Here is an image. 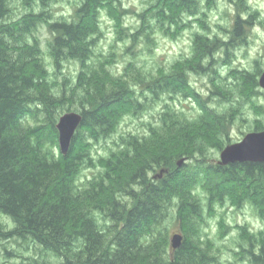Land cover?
<instances>
[{"label": "trees", "instance_id": "1", "mask_svg": "<svg viewBox=\"0 0 264 264\" xmlns=\"http://www.w3.org/2000/svg\"><path fill=\"white\" fill-rule=\"evenodd\" d=\"M50 1L21 0L29 12L14 18V0H0V241L39 245L48 259H33L31 264H225L206 242L205 208L212 212L228 200L237 207L248 202L264 219V163L222 166L206 161L208 139L223 134L230 143L227 129L232 123L227 116L204 111L209 116L189 121L166 104L158 128L150 127L148 135L120 138L123 148L106 161L100 178L80 184L79 177L84 165L93 163V143L116 133L125 114H140L148 101L164 97L183 95L204 103L189 72L220 78L215 53L222 48L228 55L235 43H245L243 24L250 22L240 17L234 37L226 42L196 37L195 58L186 59L183 67L151 77L131 71L115 78L94 62L100 17L113 0H83L70 19L55 18L47 9ZM199 1L161 0L157 16L161 21L167 17L169 28L178 29L184 15H197ZM38 7L42 10L36 12ZM44 25L51 34L46 45L56 69L72 61L81 66L76 82L54 94L37 36ZM232 74L262 95L261 70L254 76L244 70ZM76 103L83 123L64 156L56 125ZM263 130L261 126L255 131ZM174 141L183 144L171 154ZM183 156L194 161L191 167L175 165L173 161ZM205 179L211 184L204 206L195 184ZM172 214L183 225V245L177 250L171 247L170 228L164 223ZM253 243L249 238L250 248L242 250L245 259L264 264V241Z\"/></svg>", "mask_w": 264, "mask_h": 264}, {"label": "rangeland", "instance_id": "2", "mask_svg": "<svg viewBox=\"0 0 264 264\" xmlns=\"http://www.w3.org/2000/svg\"><path fill=\"white\" fill-rule=\"evenodd\" d=\"M82 2L83 0H51L47 9H50L55 18L70 19ZM160 2L161 0H113L111 5H107L100 17L101 33L94 58L96 66L106 67L115 78L124 77L131 71L150 77L156 76L160 70L169 72L177 67H183L182 63L186 59L194 60L196 37L204 36L210 40L221 39L225 42L233 38L235 24L240 17L250 22L243 24L244 33L241 37L245 39V43L240 45L235 43L228 49V55L227 50L222 48L215 53L220 78L213 74L200 75L189 72L192 86L201 94L204 103H198L183 95L176 96V99L164 97L161 101H148L147 109L140 114L133 115L131 112L125 114L117 126L116 133L100 140L99 143H93L91 152L93 163L88 161L84 165L82 176L79 177L80 184H87L105 172L103 166L106 161H112L111 157L114 154L118 155L123 148L120 138L130 134L148 135L150 127L158 128L160 113L166 104L175 108L180 116L189 121H194L193 118L200 115L209 116L204 111L227 116L232 123L227 129L230 143L223 134L204 143L206 161L213 164H220L221 152L224 149L220 150L218 147L225 141L228 143L227 146L239 143L247 134L256 132L258 127L264 126L262 88H260L262 95L255 94L250 84H245L241 78L236 80L232 74L233 70H244L254 76L259 70L261 73L264 71V0H200L197 15H184L183 23L180 22L181 27L178 29L175 28L176 25L172 27L173 29L169 28L172 23L167 17L164 21L158 18L157 8L161 6ZM13 6L14 18L29 12L21 0H14ZM35 10L38 12L42 9L38 7ZM135 33L142 35L133 40L130 36ZM37 36L42 41L44 58L50 72L48 82L52 86L53 94L61 91V88L66 90L67 86L76 82L81 70L80 64L72 61L63 63L61 68L56 69L46 45L51 38L49 28L46 25L40 27ZM220 94L229 97L230 100L223 99ZM79 108L76 103L71 112H79ZM30 124H35V121L30 119ZM201 127L199 125L198 131H201ZM213 139L214 143L211 141ZM181 144L183 142H172L168 149L169 153L178 151L176 149ZM224 146L227 147L226 144ZM196 155L202 158L200 154ZM180 159H184V163L189 167L194 163L187 159V156ZM178 160L173 161L175 165ZM210 184V179L207 183L205 179V182L200 180L195 184V193L203 200L204 206L207 205L206 192ZM213 209L214 211L210 212L206 207L204 211L206 219L203 227L204 234L208 237L206 242L210 244L208 246L225 264H250L242 250L250 248L247 244L249 238L253 239L256 246L264 241V219H261L256 209L248 202L237 207L228 200L223 206L215 205ZM173 212L175 216V211ZM173 214L164 222L165 226L170 228V244L173 234L183 235L180 228L183 225L177 218L174 219ZM6 220L10 223V228L14 227L9 219ZM7 253L11 254V257H8ZM33 259L40 261L48 259L36 243L29 240L0 241V264H31Z\"/></svg>", "mask_w": 264, "mask_h": 264}, {"label": "water", "instance_id": "3", "mask_svg": "<svg viewBox=\"0 0 264 264\" xmlns=\"http://www.w3.org/2000/svg\"><path fill=\"white\" fill-rule=\"evenodd\" d=\"M260 77L259 85L264 95V71ZM264 97V96H263ZM83 115L79 112H67L59 117L56 130L59 132L60 151L64 156L68 155L71 150L72 141L79 127L83 123ZM220 165L227 166L235 163H264V130L251 132L247 134L239 143L229 145L221 152ZM184 159L178 161V166L184 164ZM183 235L180 233L173 234L171 238V247L174 250L181 248L183 245Z\"/></svg>", "mask_w": 264, "mask_h": 264}]
</instances>
